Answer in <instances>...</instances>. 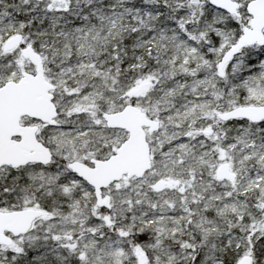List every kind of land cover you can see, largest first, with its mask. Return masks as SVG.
<instances>
[{"label":"snow or ice","instance_id":"1","mask_svg":"<svg viewBox=\"0 0 264 264\" xmlns=\"http://www.w3.org/2000/svg\"><path fill=\"white\" fill-rule=\"evenodd\" d=\"M0 264H264V0H0Z\"/></svg>","mask_w":264,"mask_h":264}]
</instances>
